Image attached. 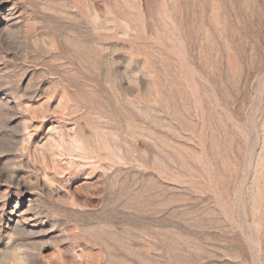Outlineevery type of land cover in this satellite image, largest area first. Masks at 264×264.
<instances>
[{
    "label": "rangeland",
    "instance_id": "374dc122",
    "mask_svg": "<svg viewBox=\"0 0 264 264\" xmlns=\"http://www.w3.org/2000/svg\"><path fill=\"white\" fill-rule=\"evenodd\" d=\"M0 264H264V0H0Z\"/></svg>",
    "mask_w": 264,
    "mask_h": 264
}]
</instances>
